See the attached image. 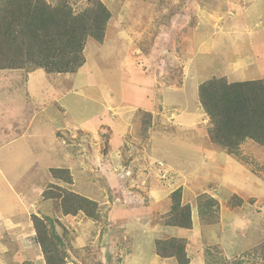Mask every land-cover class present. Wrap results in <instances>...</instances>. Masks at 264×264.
Instances as JSON below:
<instances>
[{"label":"rangeland","instance_id":"374dc122","mask_svg":"<svg viewBox=\"0 0 264 264\" xmlns=\"http://www.w3.org/2000/svg\"><path fill=\"white\" fill-rule=\"evenodd\" d=\"M101 1L105 39H88L75 74L0 70V264H47L34 215L61 220L66 264H178L157 255L172 238L186 241L190 264L214 245L264 264V147L247 140L229 155L198 99L212 78L264 79V0ZM67 2L75 14L89 6ZM51 184L97 202L98 220L63 216L43 198ZM179 188L191 230L167 225ZM204 194L219 204L210 220ZM234 196L242 204L230 208Z\"/></svg>","mask_w":264,"mask_h":264},{"label":"trees","instance_id":"16d2710c","mask_svg":"<svg viewBox=\"0 0 264 264\" xmlns=\"http://www.w3.org/2000/svg\"><path fill=\"white\" fill-rule=\"evenodd\" d=\"M89 6L75 14L67 0H0V70L43 69L48 74H75L85 63L89 38L105 39L111 13L101 0H87ZM198 99L209 117L212 141L229 155H238L247 140L264 147V79L228 82L212 78L198 87ZM53 178L72 184L69 169H51ZM44 199L58 202L63 216L98 220L97 202L64 186L51 184ZM234 196L230 208L241 206ZM173 205L168 226L191 230L192 212L182 204V189L172 193ZM218 201L206 194L198 198L201 218L213 219ZM35 240L41 246L47 264H66V242L57 232L59 219L33 216ZM217 219H215L216 223ZM209 223V222H208ZM157 255L175 258L178 264H190L184 239L156 242ZM30 264V263H27ZM205 264H244L242 258L227 259L219 245L206 250Z\"/></svg>","mask_w":264,"mask_h":264},{"label":"crops","instance_id":"0c3cea01","mask_svg":"<svg viewBox=\"0 0 264 264\" xmlns=\"http://www.w3.org/2000/svg\"><path fill=\"white\" fill-rule=\"evenodd\" d=\"M43 71V69H37V70H35V71H33V72H31L30 73V75L31 76H37V75H43V74H40V73H43L42 72ZM27 91L29 92V96L31 97V99H33V97H32V95H33V93H32V91H33V89H32V86H31V83L30 84H28V87H27ZM45 91V90H44ZM40 99V98H39ZM44 102H48V103H50V104H52L51 103V101H42V103H44ZM54 103H56V101L54 102ZM45 108H47V107H45ZM49 111V110H48ZM53 114V112L52 111H50V113H47V114ZM54 113H55V111H54ZM53 119H55V118H53ZM123 121H125V120H123ZM60 129V128H59ZM75 129H77V128H75ZM59 131V130H58ZM61 131V130H60ZM46 153H48V152H46ZM172 232H176V234L178 235V232H179V230H171ZM160 259V258H159ZM163 261H167V260H163Z\"/></svg>","mask_w":264,"mask_h":264},{"label":"clouds","instance_id":"9594fccd","mask_svg":"<svg viewBox=\"0 0 264 264\" xmlns=\"http://www.w3.org/2000/svg\"><path fill=\"white\" fill-rule=\"evenodd\" d=\"M160 258V257H159ZM164 260V259H163Z\"/></svg>","mask_w":264,"mask_h":264}]
</instances>
